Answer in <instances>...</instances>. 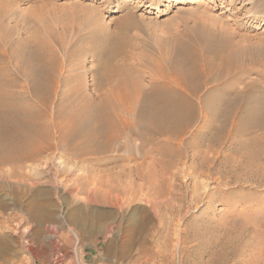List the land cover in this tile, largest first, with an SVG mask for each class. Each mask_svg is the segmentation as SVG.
I'll return each mask as SVG.
<instances>
[{
    "label": "rangeland",
    "instance_id": "1",
    "mask_svg": "<svg viewBox=\"0 0 264 264\" xmlns=\"http://www.w3.org/2000/svg\"><path fill=\"white\" fill-rule=\"evenodd\" d=\"M164 2L0 0V46L8 55L2 64L6 79L17 92L25 85L23 98L50 112L48 120L58 123L56 113L63 107L62 100L74 98L67 95L69 87L77 88L74 83L79 81L95 101L102 98L110 85L97 86L99 64L105 59L103 51L120 38L128 41L127 61L142 67L141 59L145 58L146 66L162 57L166 47L179 56L195 46L216 45L227 38L247 44L264 37V0H174L167 12L154 14ZM115 7L119 11L112 12ZM257 11L262 15L257 16ZM35 46L53 53L59 62V85L47 105L34 98L15 53L28 59ZM242 76L233 86L244 87L253 80L255 100L264 101V80L253 71ZM206 114L199 124L211 127L215 112ZM263 114L250 109L252 121ZM189 136L184 137L179 156L173 150H159L166 137L143 144L136 134L91 160L88 156L75 160L67 149H56L27 163L23 170L30 179L25 183L27 192L22 187V193L13 191L19 182L7 172L0 179L4 186L0 237L5 240L0 247L7 243V249L0 248V264H264V187L234 183V177H226L224 171H234L235 163L244 159L241 152L248 150L237 145L235 153L236 143L227 142L219 156L205 153L207 137ZM189 140L196 149L188 147ZM167 156L178 161L171 160V165ZM108 164L110 168L102 170Z\"/></svg>",
    "mask_w": 264,
    "mask_h": 264
},
{
    "label": "bare ground",
    "instance_id": "2",
    "mask_svg": "<svg viewBox=\"0 0 264 264\" xmlns=\"http://www.w3.org/2000/svg\"><path fill=\"white\" fill-rule=\"evenodd\" d=\"M172 1L174 0H166L163 5L156 6L154 14L167 12L173 4ZM114 11H119L118 7L113 8L112 12ZM258 15L262 14L258 12ZM247 16L250 15H245V17ZM247 41L248 39H244V42ZM127 46L128 41L120 38L119 41L109 45L103 51L105 59L101 60L99 64L98 84H96L100 88L105 85L110 86L101 99L95 101L93 96L85 91V87L78 84L79 81L73 82L77 86L74 89L77 90L73 92L74 89L68 88L70 92L67 95L74 98L69 99V102L65 101L66 99L62 100L61 104L64 109L68 108V111L63 107L58 110L56 113L59 118L58 123L48 120L50 112L39 110L32 105L33 103L31 104L29 100L23 98L22 91L25 89V85H21L20 92L12 88V83H10L12 81H7L8 73L2 65L8 61L7 51L0 46V179L8 172L17 177L19 182L13 191L22 193L24 190L27 192L25 183L30 179V176L27 171L23 170L27 168V163L46 157L56 149H67V152H70L68 156L75 160L84 156L94 158L107 155L115 150L116 145L123 138H129L132 134H136L143 144L156 137H166L159 143V150H163L165 153L173 150L179 156L184 137L190 135V139L192 136L200 135L201 137L205 136L204 138L207 137L208 143L203 144L202 148V152L205 153L212 152L219 156L223 144L227 142L236 143L233 149L235 153L239 151V148L247 149L248 152H241L244 159L235 163V170L226 168L225 175L226 177L232 175L235 179L234 183L244 185L253 183L257 188L264 187V114L258 120L252 121L250 118V109L264 111V101L255 100L256 83L253 80L248 81L244 87L232 84L238 78L243 79V73L249 71H253L256 77L264 80V37L258 43L247 44L227 38L216 45L195 46L179 56H174L170 47H166L162 57L151 58V62H146L147 68L143 65L145 58L144 61L141 59L144 56H139L142 67L127 61L129 57V47L127 49ZM34 49L31 53L33 56L31 55L28 59H22L17 50L15 53L20 59L21 67L30 79V88L36 95L34 98L38 97L43 105H47L55 98L53 95L59 85L57 76L59 62L55 60L53 53L50 54L51 52L44 48L36 47ZM137 62L139 63L138 60ZM225 90L231 93L226 94L223 92ZM28 96L30 98V95ZM209 111L215 112L212 126H207L205 121V123L199 124L200 121L207 118L206 113ZM54 129L57 133V137L54 139L55 143H53ZM246 136L249 137L248 141H246L247 138H244ZM188 143V147L196 149L191 140ZM198 149L197 151H199ZM52 153L51 155H53ZM169 159L166 158L172 165V159ZM200 161L210 167L208 161L202 159ZM7 166L10 167L9 171L5 169ZM167 166L166 168L169 169V165ZM100 168L98 165L97 169ZM109 168V164L104 165L102 170ZM236 170L239 172L234 174ZM6 178L8 177L6 176ZM220 181L222 183V180ZM105 182L102 185H105ZM3 187L0 183V191L3 190ZM22 187L25 188L21 190ZM255 191L257 190L255 189ZM0 205H4L1 199ZM4 241L0 237V245H3ZM6 244L0 247L3 251ZM3 251L1 250V252Z\"/></svg>",
    "mask_w": 264,
    "mask_h": 264
}]
</instances>
